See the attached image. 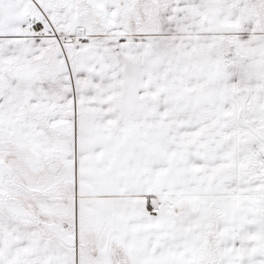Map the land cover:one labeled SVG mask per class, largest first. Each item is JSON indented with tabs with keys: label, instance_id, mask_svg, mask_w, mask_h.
Masks as SVG:
<instances>
[{
	"label": "snow or ice",
	"instance_id": "1",
	"mask_svg": "<svg viewBox=\"0 0 264 264\" xmlns=\"http://www.w3.org/2000/svg\"><path fill=\"white\" fill-rule=\"evenodd\" d=\"M0 264H264V0H0Z\"/></svg>",
	"mask_w": 264,
	"mask_h": 264
}]
</instances>
